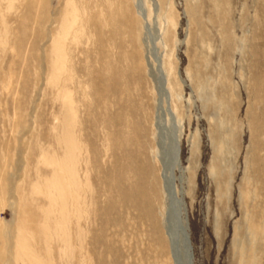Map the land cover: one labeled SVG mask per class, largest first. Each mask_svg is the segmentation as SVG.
<instances>
[{
	"label": "rangeland",
	"instance_id": "374dc122",
	"mask_svg": "<svg viewBox=\"0 0 264 264\" xmlns=\"http://www.w3.org/2000/svg\"><path fill=\"white\" fill-rule=\"evenodd\" d=\"M175 139L193 264H264V0H0V264H174Z\"/></svg>",
	"mask_w": 264,
	"mask_h": 264
},
{
	"label": "bare ground",
	"instance_id": "6f19581e",
	"mask_svg": "<svg viewBox=\"0 0 264 264\" xmlns=\"http://www.w3.org/2000/svg\"><path fill=\"white\" fill-rule=\"evenodd\" d=\"M153 71L155 72V79L154 80H155V83H156L157 90L160 91V93H162L164 95H167V93L169 91H168V88H167V79H166V77L162 74V71H161L160 67L157 64L155 66V69H153ZM159 97H161V96H159ZM158 101H160V100H158ZM163 108H160V109H163ZM164 109L166 110V108H164ZM167 109H168V107H167ZM159 119L161 120V118H159ZM159 119H158V121H159ZM158 123L160 124V122H158ZM161 131H163V130L160 129V132ZM163 135H165V134H163ZM166 135H167V133H166ZM165 140L163 141V143L165 142ZM175 142H176V139L171 144H166V142H165L164 143V146H162V149L160 150L161 151L160 152L161 153V155H160V163H161L162 168H161V174L159 176H161L160 179L162 181V185H163L164 191L166 193L165 202L167 200L166 217H165L166 230H167V235H168L169 242H170L171 254H172V257H173L174 264H193V252H192V247H191V244H190L189 229H188L189 224L186 223V222H188V219L186 221V216H185V213L183 212V208H182L183 205L181 203V199L179 200V193H178V191L176 192V190H174V185L175 184L173 185V172H172V168L174 167L173 164H175L177 166V162H178L177 161L178 160V155H177L178 154V145H176V146L173 145V144H175ZM118 158H120V155H119ZM121 160H123V159H121ZM125 161H126V159H125ZM123 163H124V165L123 164H121V165H123V167H124L125 166V162H123ZM124 169H126V167ZM124 169L122 168V171ZM125 171H123V172H125ZM105 172L107 173V171H105ZM119 172H120V170H119ZM127 175H129V173ZM130 177L131 176L129 175V177H127V180H125V181H127L129 183V180H130L129 178ZM123 179H125V177ZM127 182H125V183H127ZM159 182H160V180H159ZM174 183H175V181H174ZM127 184H126V186L129 187V185H127ZM117 186H118V184H117ZM119 186H120V184H119ZM132 186H134V185H132ZM161 186H160V188H161ZM121 187H122V185H121ZM131 188L129 187V189H131ZM163 188H161V190ZM129 189H128V192H129ZM118 190H120V189H118ZM131 191H134L133 188H132ZM160 191H158V195H160L159 194ZM153 194H154V192H153ZM156 196H157V194H156ZM170 197H171V202L169 201ZM152 198H154V197H152ZM162 198H164L163 195H162ZM160 201H161V199H160ZM161 203L163 204V202H161ZM157 204H158V202H157Z\"/></svg>",
	"mask_w": 264,
	"mask_h": 264
}]
</instances>
